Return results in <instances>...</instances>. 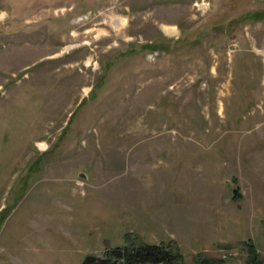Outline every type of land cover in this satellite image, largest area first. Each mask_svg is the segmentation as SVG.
<instances>
[{
	"label": "rangeland",
	"instance_id": "1",
	"mask_svg": "<svg viewBox=\"0 0 264 264\" xmlns=\"http://www.w3.org/2000/svg\"><path fill=\"white\" fill-rule=\"evenodd\" d=\"M135 236L264 258V0H0V264Z\"/></svg>",
	"mask_w": 264,
	"mask_h": 264
},
{
	"label": "trees",
	"instance_id": "2",
	"mask_svg": "<svg viewBox=\"0 0 264 264\" xmlns=\"http://www.w3.org/2000/svg\"><path fill=\"white\" fill-rule=\"evenodd\" d=\"M235 196L241 197L239 189ZM248 259L246 264H264V258L258 253L254 243L248 241ZM81 264H189L175 241L168 243L146 242L140 236L128 237L124 245L107 248L103 255H88ZM190 264H221L215 258L199 255Z\"/></svg>",
	"mask_w": 264,
	"mask_h": 264
}]
</instances>
